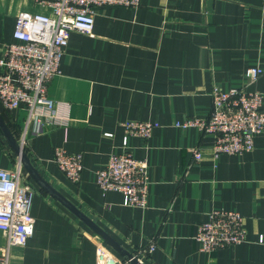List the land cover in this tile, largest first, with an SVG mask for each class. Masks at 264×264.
Returning <instances> with one entry per match:
<instances>
[{
	"label": "crops",
	"instance_id": "1",
	"mask_svg": "<svg viewBox=\"0 0 264 264\" xmlns=\"http://www.w3.org/2000/svg\"><path fill=\"white\" fill-rule=\"evenodd\" d=\"M20 13L50 11L35 0H0V47L12 41ZM254 66L264 70V0H140L136 9H96L93 35H70L49 83L57 123L21 150L34 232L10 249L8 264H95L98 243L122 259L151 242L156 249L143 264H264V133L251 152L212 158L214 136L181 126L209 117L213 86L260 93L264 110V73L250 84L244 76ZM24 120L22 109L0 101L2 169L17 162ZM130 120L156 127L124 145L122 123ZM56 149L82 155L77 183L57 168ZM124 151L147 162L145 208L97 184L109 156ZM213 210L244 216L246 241L201 252L194 235ZM6 241L0 231V249Z\"/></svg>",
	"mask_w": 264,
	"mask_h": 264
},
{
	"label": "built area",
	"instance_id": "2",
	"mask_svg": "<svg viewBox=\"0 0 264 264\" xmlns=\"http://www.w3.org/2000/svg\"><path fill=\"white\" fill-rule=\"evenodd\" d=\"M49 14L20 13L14 24L12 41L0 47V101L8 110L22 109L25 120L20 134V152L11 169L0 168V231L6 246L0 249V264H8L12 247H23L34 232L31 216L33 190L23 181L21 150L32 136L45 132L54 117L56 102L48 95L50 81L60 74V62L70 35H93L96 9L119 6L136 9L140 0H35ZM258 66L245 71L248 84L262 76ZM211 112L203 120H189L183 128L196 127L203 134L213 135L211 157L251 152L254 138L264 133L262 97L244 88L223 90L213 86L210 91ZM123 144L129 136L149 138L155 124L125 121ZM194 162L203 156L192 149ZM54 162L68 180L77 183L83 169L82 155L56 149ZM96 180L102 192L122 195L124 204L145 208L148 194V165L129 152L113 153L106 165L97 171ZM201 252L210 253L237 246L246 241L245 217L236 211L213 210L207 214L194 235ZM263 238H260V242ZM156 249L151 242L122 259L116 258L103 244L95 245V264H143Z\"/></svg>",
	"mask_w": 264,
	"mask_h": 264
},
{
	"label": "water",
	"instance_id": "3",
	"mask_svg": "<svg viewBox=\"0 0 264 264\" xmlns=\"http://www.w3.org/2000/svg\"><path fill=\"white\" fill-rule=\"evenodd\" d=\"M134 264H137V263H134Z\"/></svg>",
	"mask_w": 264,
	"mask_h": 264
}]
</instances>
